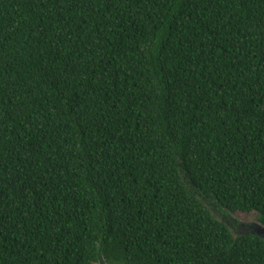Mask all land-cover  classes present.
I'll return each instance as SVG.
<instances>
[{"label": "trees", "instance_id": "1", "mask_svg": "<svg viewBox=\"0 0 264 264\" xmlns=\"http://www.w3.org/2000/svg\"><path fill=\"white\" fill-rule=\"evenodd\" d=\"M238 213L264 0H0V264H264Z\"/></svg>", "mask_w": 264, "mask_h": 264}, {"label": "rangeland", "instance_id": "2", "mask_svg": "<svg viewBox=\"0 0 264 264\" xmlns=\"http://www.w3.org/2000/svg\"><path fill=\"white\" fill-rule=\"evenodd\" d=\"M220 220H224L223 217ZM230 227L232 232L237 235H245L251 233H260L262 230L261 223L257 214L238 213L229 216ZM264 236V234H262Z\"/></svg>", "mask_w": 264, "mask_h": 264}, {"label": "water", "instance_id": "3", "mask_svg": "<svg viewBox=\"0 0 264 264\" xmlns=\"http://www.w3.org/2000/svg\"><path fill=\"white\" fill-rule=\"evenodd\" d=\"M262 230L260 231V233H251L252 235H256L262 239H264V236H262V234H264V225L261 224Z\"/></svg>", "mask_w": 264, "mask_h": 264}]
</instances>
